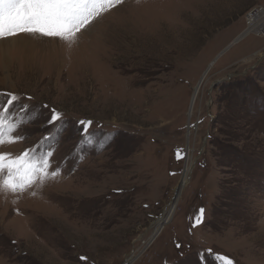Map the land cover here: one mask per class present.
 I'll use <instances>...</instances> for the list:
<instances>
[{
    "label": "rangeland",
    "instance_id": "rangeland-1",
    "mask_svg": "<svg viewBox=\"0 0 264 264\" xmlns=\"http://www.w3.org/2000/svg\"><path fill=\"white\" fill-rule=\"evenodd\" d=\"M258 7L126 0L71 45L0 41V102L16 94L14 114L40 113L18 133L27 139L0 151L19 154L50 132L41 147L60 170L23 193L0 191V264H196L208 248L264 264V36L232 41ZM53 109L66 125L58 139L45 124ZM80 120L93 121L94 143H80ZM188 160L171 221L153 236Z\"/></svg>",
    "mask_w": 264,
    "mask_h": 264
},
{
    "label": "snow or ice",
    "instance_id": "snow-or-ice-1",
    "mask_svg": "<svg viewBox=\"0 0 264 264\" xmlns=\"http://www.w3.org/2000/svg\"><path fill=\"white\" fill-rule=\"evenodd\" d=\"M125 3L126 0H0V41L8 42L22 34H38L41 37L57 38L71 45L78 40L79 35L89 34L92 27L104 19L106 14L113 9L119 10L118 6ZM8 96L10 98L0 102V148L27 139V136L18 133L40 117L39 112L28 110L26 105H21L19 109L24 115L14 114L10 108L20 97L11 93ZM45 124L55 128L57 139L66 130L62 113L54 109ZM77 124L80 143H94V133L89 131L93 121L80 120ZM52 139L49 132L36 145L19 154L0 151V191L23 193L37 183L42 185L48 177H56L60 170L59 167H52L54 150L50 147L42 150L41 147ZM112 139V134L105 136V141ZM177 158H180L179 150ZM203 220L204 209L201 208L192 227H197ZM11 243L15 245L17 241L12 240ZM175 248L178 250V257L185 256L182 243H175ZM78 259L86 261L88 258L80 256ZM195 259L196 264H209L210 261L211 264H236L233 258L214 252L211 248L198 249ZM179 264H191V261L185 259Z\"/></svg>",
    "mask_w": 264,
    "mask_h": 264
},
{
    "label": "bare ground",
    "instance_id": "bare-ground-1",
    "mask_svg": "<svg viewBox=\"0 0 264 264\" xmlns=\"http://www.w3.org/2000/svg\"><path fill=\"white\" fill-rule=\"evenodd\" d=\"M261 21H263V22H261ZM249 22L252 23L253 25L248 27L247 29H245V31L243 32L244 34L239 35V37L236 39V41H238V42L242 41L244 38L247 37V35H250V34H253V35H256V36L258 35L259 28H260L261 24L264 23V11H261V12L257 13L255 16H252L251 20H249ZM256 23H257V26L255 25ZM215 62L216 61H212L209 64V66L207 67V69L211 68L214 65ZM204 77H205V75L203 74L200 83L195 88V94L193 95V97L191 99L190 109H189V112H188V115L190 117L192 116V110L194 108L195 101H196L197 96L199 94V86L202 84ZM188 161H189V164H188V166L186 165V167L184 169V173H183L182 179H181V181H180V183L178 185L179 190L177 192V195H175V196L173 195L174 197H173V200H172L171 204H169V206L167 205L168 206L167 207L168 210L166 208L164 214H161L157 218V220H156V222H155V224L153 226V231H154V233H153L154 235L153 236H157L161 232V230L164 228V226L167 225V223H169L171 221V218H172V216L174 214V211H175V208L177 206V202H178V199L180 197V193H181V191L183 189V186H185L187 184L188 178L191 175V172L193 170V161L192 160H188ZM126 261H129V260L127 259Z\"/></svg>",
    "mask_w": 264,
    "mask_h": 264
},
{
    "label": "built area",
    "instance_id": "built-area-1",
    "mask_svg": "<svg viewBox=\"0 0 264 264\" xmlns=\"http://www.w3.org/2000/svg\"><path fill=\"white\" fill-rule=\"evenodd\" d=\"M261 11H264V8L263 7H258L256 9L252 10L249 14H247V17H246L247 28L253 25L252 23L249 22V20H251V17L255 16L257 13H259ZM261 22H263V21H261ZM255 25L257 26V23ZM260 35L264 36V23L261 24V26L259 28V32H258L257 36H260Z\"/></svg>",
    "mask_w": 264,
    "mask_h": 264
},
{
    "label": "water",
    "instance_id": "water-1",
    "mask_svg": "<svg viewBox=\"0 0 264 264\" xmlns=\"http://www.w3.org/2000/svg\"><path fill=\"white\" fill-rule=\"evenodd\" d=\"M228 48H229V47H227V49H228ZM178 190H179V187H177V188L175 189V194H174V196L177 195ZM124 264H127V262H124Z\"/></svg>",
    "mask_w": 264,
    "mask_h": 264
},
{
    "label": "crops",
    "instance_id": "crops-1",
    "mask_svg": "<svg viewBox=\"0 0 264 264\" xmlns=\"http://www.w3.org/2000/svg\"><path fill=\"white\" fill-rule=\"evenodd\" d=\"M238 37H239V36H238ZM238 37H237V38H238ZM237 38L233 39L232 41L235 43ZM233 42H231L230 44H232ZM237 43H238V42H236L235 44H237ZM228 47H229V46H228ZM261 48L264 49V46L261 47ZM174 212H175V211H174Z\"/></svg>",
    "mask_w": 264,
    "mask_h": 264
}]
</instances>
